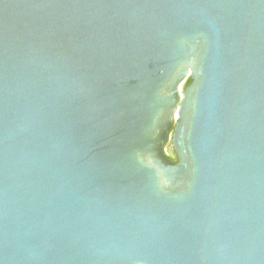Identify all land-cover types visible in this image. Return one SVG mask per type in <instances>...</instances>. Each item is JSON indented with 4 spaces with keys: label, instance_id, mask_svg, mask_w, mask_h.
Returning a JSON list of instances; mask_svg holds the SVG:
<instances>
[{
    "label": "water",
    "instance_id": "water-1",
    "mask_svg": "<svg viewBox=\"0 0 264 264\" xmlns=\"http://www.w3.org/2000/svg\"><path fill=\"white\" fill-rule=\"evenodd\" d=\"M0 264H264V0H0Z\"/></svg>",
    "mask_w": 264,
    "mask_h": 264
},
{
    "label": "trees",
    "instance_id": "trees-1",
    "mask_svg": "<svg viewBox=\"0 0 264 264\" xmlns=\"http://www.w3.org/2000/svg\"><path fill=\"white\" fill-rule=\"evenodd\" d=\"M189 84H190V79H188V80L185 82V84H184L183 87L185 88V87H187ZM170 160H171L172 162H174V163L177 161V160H176V157H174L173 159L170 158Z\"/></svg>",
    "mask_w": 264,
    "mask_h": 264
},
{
    "label": "rangeland",
    "instance_id": "rangeland-1",
    "mask_svg": "<svg viewBox=\"0 0 264 264\" xmlns=\"http://www.w3.org/2000/svg\"><path fill=\"white\" fill-rule=\"evenodd\" d=\"M168 148H170V143H168V144L166 145V149H168Z\"/></svg>",
    "mask_w": 264,
    "mask_h": 264
},
{
    "label": "built area",
    "instance_id": "built-area-1",
    "mask_svg": "<svg viewBox=\"0 0 264 264\" xmlns=\"http://www.w3.org/2000/svg\"><path fill=\"white\" fill-rule=\"evenodd\" d=\"M181 91H182V89L180 88V89H179V92L181 93Z\"/></svg>",
    "mask_w": 264,
    "mask_h": 264
}]
</instances>
